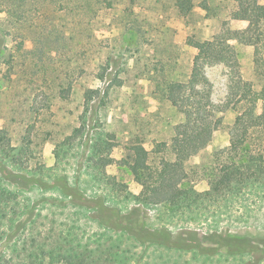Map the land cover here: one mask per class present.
<instances>
[{
    "label": "rangeland",
    "instance_id": "obj_1",
    "mask_svg": "<svg viewBox=\"0 0 264 264\" xmlns=\"http://www.w3.org/2000/svg\"><path fill=\"white\" fill-rule=\"evenodd\" d=\"M174 1L135 0L129 8L128 3H122L120 13L127 9L140 18L144 17L146 23L141 31L116 30L109 23L112 14L117 11L100 13L105 22L95 24L92 30L101 40V49L106 52L113 49L111 66L104 64L107 75L103 82L96 78L100 69L87 65L89 33L84 23L75 26L73 16L66 15L67 24L62 29L65 34L58 36L52 32L49 21H42L44 27L38 33L24 27L7 28L4 26L7 15L0 13V75L10 78V81L0 80V129L7 131L13 146L26 144L30 147L32 153L27 160L30 169L44 167L41 172L51 186L60 184L56 177L67 175L72 185L85 192L87 205L93 206L97 196H106L110 203L120 206L124 214L131 215L130 211H137L139 217L131 216L134 219L138 217L142 225L160 232L168 230L170 239L167 241L163 237L162 242L166 240L171 246L201 245L208 253L200 255L194 251L153 245L151 241L139 245L125 240L122 249L129 248L132 253L125 264H264L262 186L249 187L237 196L226 197L214 205L208 204L206 209L177 213L168 211V205L144 207L134 200H125L128 193L139 195L142 191L125 166V145L132 139H139L148 150H152L159 143H168L174 136L175 126L182 119L166 100L165 85L171 80L188 76L197 53L190 45L191 37L228 38L230 31L244 30L249 25L247 21L232 19V13L237 10V0H191L193 12L186 18L180 17L174 9ZM257 1L264 6V0ZM59 16L50 15L49 18ZM262 24L261 30L264 22ZM71 35L75 40L69 39ZM22 37L26 41L23 45ZM263 42L258 47V68L254 46L230 42L236 44L238 70L233 71L224 64L205 69L211 83V98L216 106L227 101L231 84L238 76L252 83L255 89L264 85ZM88 88L100 89L102 94L110 89L104 107H97V100L93 103L94 107L88 110L84 100ZM243 109V106H235L218 114L219 130L214 133L207 149L191 161L192 165H218L224 160L223 155L218 160L216 153L230 147L236 117ZM83 125L86 127L84 135L72 145L67 143L66 139ZM107 134L115 135V139H108ZM99 138L110 140L108 161L103 167L88 161L90 146ZM102 170L115 177L117 187L111 189L105 184L107 180L99 181ZM27 173L26 170L18 171L10 167L4 169L0 163V179L2 176L6 178L3 184L18 192L20 201H37L44 195L57 199L58 203L63 202L65 198L60 188L42 192L30 185L28 178H23L29 177ZM195 189L199 192L208 190V182L196 178ZM62 204L66 207L46 204L42 208L39 205L34 213H41L44 217L38 220L35 229L45 232L52 227L56 234L62 232L70 238L74 237L76 240L71 248L76 247L78 240L83 244L95 239L92 246L95 245L104 233L99 222L89 218L86 209L66 202ZM90 213L98 216L96 211L91 210ZM3 229L7 231L6 226L1 231ZM212 233L226 239L227 244L207 240ZM110 235L115 234L108 232L101 242L110 245L109 241L115 239ZM25 236L26 232L22 233L21 239ZM8 237L0 243V252L3 251L5 257L14 256L11 250L13 239ZM244 237L249 239L252 247H246L244 254L231 255L229 245L232 240ZM52 248L50 243L49 249ZM40 249L44 248H37L34 251L36 255ZM20 255V261L26 262V252ZM38 263L63 264L50 258Z\"/></svg>",
    "mask_w": 264,
    "mask_h": 264
},
{
    "label": "trees",
    "instance_id": "obj_2",
    "mask_svg": "<svg viewBox=\"0 0 264 264\" xmlns=\"http://www.w3.org/2000/svg\"><path fill=\"white\" fill-rule=\"evenodd\" d=\"M134 2L135 0H41L36 3L35 0H0V13L5 12L7 15L4 20V26L7 28L24 27L26 30L34 29L38 33V30L44 27L42 21H49L52 32L58 36L65 34L62 30L67 24L64 16L72 15L75 26L84 23L89 33L86 43L89 51L87 65L90 67L94 65L100 69L97 71L96 78L103 82L107 75L104 64L108 63L111 66L113 49L108 51V48V52L101 49V40L92 30L93 26L105 22L101 12L117 11L112 14L109 23L111 27H116V30L125 28L131 32L141 31L146 23L144 17L140 18L132 11L128 12L127 9L119 12L122 3H128L127 8H129ZM236 3L237 10L232 13V19L247 21L248 27L240 31H230L228 38L191 37L190 45L197 50V53L192 60L188 76L171 80L165 85L166 100L177 114L182 116L180 123L174 128L175 133L172 139L168 143H159L152 150H148L139 139H132L125 145V166L132 178L142 187L139 195L126 193V201L134 200L144 207L168 205V211L177 213L206 209L208 204L214 205L226 197L237 196L252 186L264 188V85L260 89H255L252 83L238 76L237 80L231 84V93L227 101L223 105L216 106L211 98V83L205 73L207 67L217 64L229 66L233 71L238 70L236 44L255 47L257 55L255 62L258 68L260 60L258 47L264 41V26L261 30L264 22V6H261L257 0L247 1V3L245 0H237ZM193 5L191 0H175L173 7L180 17L186 18L192 14ZM33 13L38 14L33 15ZM50 15L60 16L49 18ZM28 16L31 17L28 18ZM69 39L75 40L73 35ZM34 40L36 41L35 38ZM21 42L23 45V42H26L25 38ZM230 42H236V44H230ZM96 56L98 57L95 58ZM0 76H2L0 80L10 81V78L5 75ZM109 91L108 88L102 94L100 89L88 88L84 93L88 110L94 107L93 103L97 100L99 103L96 106L104 107ZM63 98L66 97L63 95ZM235 106H243L244 109L236 117L230 147L216 153L218 160L221 155L224 156V160L218 165H192L191 161L207 149L214 133L219 130L221 125L218 114ZM85 129V125L75 129L74 133L66 139L67 143L74 144L84 135ZM107 136L108 139L109 137L115 139L113 134H107ZM107 142V138H99L94 145L90 146L88 161L91 164L105 166L108 161L110 140ZM31 153L32 150L26 144L13 146L7 131L0 129V163L4 169L10 167L18 171L26 170L29 177L23 176V178H28L30 185L33 184L42 192L60 188L65 198L62 201L88 210V217L98 221L104 233L98 237L93 246L95 239H90L89 243L83 244L81 240H78L76 247L71 248L70 246L76 240L74 237L70 238V235L62 232L56 234L52 227L45 229V232L35 229L38 220L44 217L41 213H34L39 205H42V208L46 204L61 207L66 205L44 195L37 201H20V194L7 188L3 184L6 178L2 176L3 180L0 179V243L6 236H9V239L12 237L11 250L14 256L5 257L4 252H0V264H40L38 262H43L46 258L63 264H125L132 255L131 249H122L125 240L139 245L151 241L150 244L163 245L169 249L208 255L201 245L174 244L171 246L166 243V240L170 239L168 230L160 232L159 229L142 225L138 222L137 211L129 212L133 216H138L134 219L130 214H124L120 206L110 203L106 196H97L93 206L87 205L84 198L85 192L72 185L67 175L56 177L60 184L51 186L49 181L44 180L41 172L45 169L44 167H40L41 170L40 168L30 169L27 160ZM196 178L206 180L209 189L204 192L197 191ZM105 180H107L106 186L111 189L118 186L115 177H110L102 170L99 181ZM91 210L96 211L98 216H92ZM4 226L7 231L4 229L1 231ZM25 232L26 236L21 239L22 233ZM108 232L115 234L110 235L115 238L109 241L110 245L101 242L103 235H108ZM163 237L166 238L165 242H162ZM218 238L220 237L216 233H212L207 240L227 244L226 239ZM50 243L53 245L52 250L49 249ZM39 247L45 250L40 249V253L36 255L34 251ZM229 247L232 250L231 255H241L252 245L249 239L244 237L232 240ZM63 251L68 253L62 254ZM216 251L217 249L214 250ZM25 252L27 261H20L22 256L20 254ZM96 255L98 257H95Z\"/></svg>",
    "mask_w": 264,
    "mask_h": 264
}]
</instances>
